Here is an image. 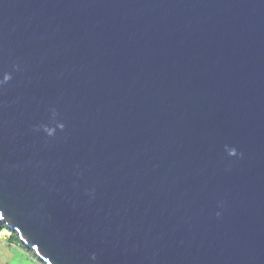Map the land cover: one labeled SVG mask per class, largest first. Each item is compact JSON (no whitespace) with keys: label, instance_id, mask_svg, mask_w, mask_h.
I'll list each match as a JSON object with an SVG mask.
<instances>
[{"label":"water","instance_id":"obj_1","mask_svg":"<svg viewBox=\"0 0 264 264\" xmlns=\"http://www.w3.org/2000/svg\"><path fill=\"white\" fill-rule=\"evenodd\" d=\"M0 222L46 264H264V0H0Z\"/></svg>","mask_w":264,"mask_h":264},{"label":"crops","instance_id":"obj_2","mask_svg":"<svg viewBox=\"0 0 264 264\" xmlns=\"http://www.w3.org/2000/svg\"><path fill=\"white\" fill-rule=\"evenodd\" d=\"M2 236H0V264H40L30 254L9 244L4 234Z\"/></svg>","mask_w":264,"mask_h":264},{"label":"trees","instance_id":"obj_3","mask_svg":"<svg viewBox=\"0 0 264 264\" xmlns=\"http://www.w3.org/2000/svg\"><path fill=\"white\" fill-rule=\"evenodd\" d=\"M3 234L5 235L6 241L9 244L15 245L21 250L30 254L40 264H46L37 257L36 253H34V250L27 248V246L21 241L20 235L17 232L9 230L4 224L0 222V236H2Z\"/></svg>","mask_w":264,"mask_h":264},{"label":"clouds","instance_id":"obj_4","mask_svg":"<svg viewBox=\"0 0 264 264\" xmlns=\"http://www.w3.org/2000/svg\"><path fill=\"white\" fill-rule=\"evenodd\" d=\"M11 80V76L8 75V74H5L4 77H3V83H7ZM57 128H59L61 131H63V128H64V125L63 124H57L56 126ZM55 130L56 129H53V128H48V127H45L43 129V131L48 135V136H53L54 133H55ZM226 151H227V154L228 156L230 157H234V156H237V152L234 148H226ZM92 259H95V256L92 257Z\"/></svg>","mask_w":264,"mask_h":264},{"label":"bare ground","instance_id":"obj_5","mask_svg":"<svg viewBox=\"0 0 264 264\" xmlns=\"http://www.w3.org/2000/svg\"><path fill=\"white\" fill-rule=\"evenodd\" d=\"M35 253V252H34Z\"/></svg>","mask_w":264,"mask_h":264},{"label":"rangeland","instance_id":"obj_6","mask_svg":"<svg viewBox=\"0 0 264 264\" xmlns=\"http://www.w3.org/2000/svg\"><path fill=\"white\" fill-rule=\"evenodd\" d=\"M3 237V236H2Z\"/></svg>","mask_w":264,"mask_h":264}]
</instances>
